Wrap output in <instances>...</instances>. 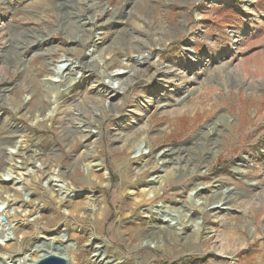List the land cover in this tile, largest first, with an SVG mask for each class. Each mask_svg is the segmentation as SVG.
<instances>
[{
  "label": "rangeland",
  "instance_id": "374dc122",
  "mask_svg": "<svg viewBox=\"0 0 264 264\" xmlns=\"http://www.w3.org/2000/svg\"><path fill=\"white\" fill-rule=\"evenodd\" d=\"M96 31L79 85L37 119L52 105L43 78L53 63H85ZM103 55L111 64L94 65ZM119 65L122 89L109 94L106 72ZM143 134L138 162L127 147ZM17 139L62 171L60 183L101 200V215L86 208L80 220L75 209L70 227H50L58 250L81 246L79 264L96 257L93 238L128 264H264V0H0V179ZM80 152L90 153L77 162ZM89 160L101 162L103 183L82 178ZM162 168L170 177L159 184ZM42 188L22 196L52 205ZM9 255L0 251V264H14Z\"/></svg>",
  "mask_w": 264,
  "mask_h": 264
},
{
  "label": "bare ground",
  "instance_id": "6f19581e",
  "mask_svg": "<svg viewBox=\"0 0 264 264\" xmlns=\"http://www.w3.org/2000/svg\"><path fill=\"white\" fill-rule=\"evenodd\" d=\"M99 33L100 31H96V37L87 47V58L85 63L83 62L82 64H80L81 62L79 63L77 59L64 55H60V59L57 60V62L53 63L49 74L43 78L44 83L47 86L46 94L48 95L49 101L52 103V105L45 113L42 114V116L37 117V119L52 118L53 115L57 112L58 108L61 106L62 101L65 99L64 97H66L67 94H69L75 87H77V85H79V77L82 73V68L90 65L91 62H93L95 51L94 42H96V40L98 39ZM109 63L111 64V61H109L107 57L103 55L102 57H99L94 65L102 64L104 67ZM121 66L122 65H119L107 70V79H105V84L107 85H102V87L105 88L106 92L109 89L113 92L122 89V82L118 79V73L120 72V70H122ZM181 72L183 71L181 70ZM178 73L179 72H175L173 76H177ZM171 78L172 77H166L165 81L168 82ZM110 90L107 93L110 94ZM148 96L149 98L144 99V103H141L138 107L135 108L134 116L132 115V119L139 121L138 115L145 111V109L149 106L153 94H148ZM61 97L62 99H60ZM107 99L108 98L106 97L105 100ZM122 140L124 139L122 138L121 141ZM13 141L14 140H10V142H8L10 147L6 152V156L10 161L9 167L5 171H3V177L0 179V216L4 214L6 218V220L4 221L0 219V236L4 235V242L0 251L4 250L10 253L9 256L16 257L13 259L14 264H32L36 262L39 257H42L43 255L50 252L59 254L61 256L65 255L67 257V264H79V254L82 250L81 246L73 247L65 241L64 243H62V247L58 250V248L54 247L51 242L54 240H62V238H60L54 232H51L50 227H70V224L73 223L72 221H70L71 218H64L67 216V213L69 214L68 211L72 210L71 212H74L75 209H77V213L78 215H80L79 219L85 220L86 214L85 216H82V214L83 212H85L86 208L90 209L93 212L96 210L97 212V209L99 210L101 208V200L98 198V196H91V194L89 193H80L76 191L72 186L66 187L64 184L60 183V181H64L62 171H59L52 165L45 164L46 162H44L39 156H36V154H30L29 151L26 150V143L23 139H17L14 142ZM147 143V137L145 134H143L141 137H139V139H135L133 143L128 145L127 148L131 153L134 154L132 156L133 158H131L135 159L138 162H142L144 156H141V154H143L144 151L141 149L143 148V145L145 146V148H147ZM27 151L29 154H27ZM164 152L165 150L163 149L156 154L155 162H158L160 160L164 163ZM89 153L80 152V154L76 156L77 158L74 159L78 162L79 159L81 160V158L88 156ZM37 160L41 163L39 162V165L33 166L32 163H35ZM85 167L86 171L83 170L82 176L85 181H87L88 183H103L104 178L101 171V162H92V160H89V162L86 163ZM160 171L164 173H158V171H156V173H153L159 184L165 182L170 177L169 170L162 168L160 169ZM28 185L32 186V190L35 195H37V192L35 191H37L41 186H43L42 190L44 191V194H46L47 186V188L50 190L49 196L54 200L52 205H40L39 203H36V197L29 199L24 198L22 196L23 189H25V186ZM57 186L60 190H58V192ZM146 189L148 190L149 188ZM54 191L56 192L53 193ZM82 195L84 196V198L86 197L85 204L83 205V207L77 208L80 204L79 197H82ZM181 204L184 207H187L185 206L187 205L186 202H181ZM206 206L207 203L205 201H202L200 205H194L193 209L197 210V212H201L206 208ZM69 207L70 210L68 209ZM39 208H41L40 212ZM59 209H68L66 212L63 211L64 213H66V215H60L57 212V210ZM190 209H192V207L188 206V212H190ZM188 212H186V215H188ZM194 212L195 211H193L192 213ZM97 213L101 215V212L98 211ZM73 221L77 222L75 220ZM185 221L188 222V220L186 219ZM176 222L174 224H176ZM194 222L195 224L198 223L197 221ZM9 232L12 234L11 237L9 236ZM39 236L47 238L48 242L42 243L41 241L40 243L34 244L32 247L29 246L30 243L38 240ZM185 236L186 235H183L182 238H185ZM69 237H74L79 241L81 238V234L78 232L70 231ZM92 241L95 242V244L91 245V247L93 248V251H95L94 254H96V257L93 260L91 259V264H128L125 259H120V256L118 257L113 254H109L107 250H105L106 247L102 241L99 242V245L98 241H96L95 238H93ZM2 258L6 257L3 255ZM130 264H139V261H134L133 259Z\"/></svg>",
  "mask_w": 264,
  "mask_h": 264
},
{
  "label": "water",
  "instance_id": "95a60500",
  "mask_svg": "<svg viewBox=\"0 0 264 264\" xmlns=\"http://www.w3.org/2000/svg\"><path fill=\"white\" fill-rule=\"evenodd\" d=\"M66 263L67 261L65 257L59 254L50 252V253L43 255L42 257H39L37 261L32 264H66Z\"/></svg>",
  "mask_w": 264,
  "mask_h": 264
}]
</instances>
